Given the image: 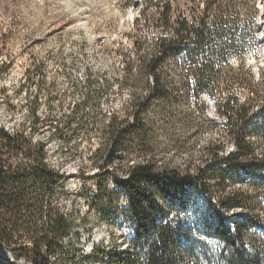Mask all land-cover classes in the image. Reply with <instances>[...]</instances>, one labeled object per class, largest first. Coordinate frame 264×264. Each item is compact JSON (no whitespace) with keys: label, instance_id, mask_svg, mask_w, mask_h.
<instances>
[{"label":"trees","instance_id":"trees-1","mask_svg":"<svg viewBox=\"0 0 264 264\" xmlns=\"http://www.w3.org/2000/svg\"><path fill=\"white\" fill-rule=\"evenodd\" d=\"M143 5L134 25L147 24L153 13L157 34L137 36L136 58L122 57L118 84L128 91L126 116L113 114L101 123L99 80L89 78L83 100L64 122L70 135L90 126L99 137L91 156L100 171L95 197L111 205L105 178L113 166L127 199L125 211L111 210L130 224L131 237L107 264H264V71L258 69L255 78L245 60L264 41V35L256 38L257 5L264 9V0H143ZM100 82L108 87L106 78ZM200 95L212 102L220 129L193 157L196 139L212 131L207 106L198 105ZM185 102L197 109V121L188 108L172 110ZM86 105L92 107L88 113ZM31 117L35 128L36 107ZM157 120L193 126L186 138L169 135L174 149L187 155L182 167L156 156L155 141L167 131L156 129ZM64 180L46 163L44 145L0 128L1 248L30 264L75 259L65 247L74 223L54 204Z\"/></svg>","mask_w":264,"mask_h":264},{"label":"rangeland","instance_id":"rangeland-1","mask_svg":"<svg viewBox=\"0 0 264 264\" xmlns=\"http://www.w3.org/2000/svg\"><path fill=\"white\" fill-rule=\"evenodd\" d=\"M257 7L261 11V29L256 38L261 40L264 9ZM143 8V0H0V128L11 135L22 134L34 145H44L46 163L65 177L54 204L74 223L73 235L70 243L65 241V247L75 259L57 264H107L113 252L121 254L126 249L131 237L130 224L118 212L116 217L112 216L111 207L123 211L127 207L113 166L106 169L105 178L111 205L95 197L98 191L94 177L100 171L93 167L91 156L100 145L99 137L90 126L70 135L64 122L74 105L83 100L89 78L99 80L101 123L113 114L126 116L128 91L118 84L123 76L122 57L136 58L132 42L137 36L151 39L157 34L152 28L153 13L149 14L147 24L140 21L138 26L134 25L133 19L139 17ZM245 60L257 78L258 69L264 71V41L258 52L248 54ZM104 78L109 81L107 88H102L100 82ZM198 100L199 107L203 103L207 106L206 124L211 123L212 131L196 139L193 157L199 155V147L216 138L220 129L219 115L209 98L200 95ZM33 107L38 117L35 128ZM91 108L86 105L85 112ZM185 108L197 121L198 111L191 103L172 110L179 112ZM155 127L158 131L167 129L159 132L155 141L156 156L182 167L187 155L174 149L169 135L186 138L193 126L166 125L157 120ZM232 149L228 144L227 150ZM118 178L125 181L127 177L118 172ZM0 264L30 263L22 255L0 247Z\"/></svg>","mask_w":264,"mask_h":264}]
</instances>
